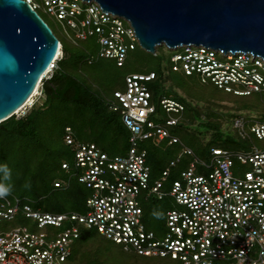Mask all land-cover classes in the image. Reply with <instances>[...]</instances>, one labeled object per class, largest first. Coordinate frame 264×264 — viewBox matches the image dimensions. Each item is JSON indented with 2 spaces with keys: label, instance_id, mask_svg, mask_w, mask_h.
I'll return each instance as SVG.
<instances>
[{
  "label": "built area",
  "instance_id": "built-area-1",
  "mask_svg": "<svg viewBox=\"0 0 264 264\" xmlns=\"http://www.w3.org/2000/svg\"><path fill=\"white\" fill-rule=\"evenodd\" d=\"M26 1L62 22L73 44L94 37L99 44L96 56L112 59L119 66L140 47L131 21L106 12L96 0ZM175 49L171 56L175 72L196 75L201 82L235 95L264 92V58L260 55L202 44ZM60 51L45 76L49 71L52 76L63 56L61 43ZM155 78L154 72H130L124 88L109 98L110 107L120 112L130 132L126 154L110 155L94 141L77 140L71 126L65 128L64 140L74 153V164L64 161L62 167L90 190L87 212L43 211L13 193L0 197V223L21 212L42 229L34 231L28 225L0 229V264H68L72 244L81 233L79 224L96 228L126 251L170 257L181 264H264V146H215L208 159L196 155L171 130L185 109L179 99L170 93L161 97L166 117L154 118L157 109L149 82ZM233 127L243 139L264 140L263 118L239 115L233 118ZM145 140L182 145L177 158L156 179H152L148 151L141 144ZM183 155L191 160L171 179ZM245 165L249 168L238 171ZM63 184L68 183L55 182V186ZM153 195H170L178 205L166 212L167 232L162 238L142 220V201ZM46 226L56 232L43 230Z\"/></svg>",
  "mask_w": 264,
  "mask_h": 264
},
{
  "label": "rangeland",
  "instance_id": "rangeland-1",
  "mask_svg": "<svg viewBox=\"0 0 264 264\" xmlns=\"http://www.w3.org/2000/svg\"><path fill=\"white\" fill-rule=\"evenodd\" d=\"M39 12L63 42L69 41L66 37V26L62 22L51 17L44 9H39ZM67 29L71 34H74L72 30ZM84 44L91 50L97 49L95 40L92 38ZM177 51L162 44L157 47L158 55H155L138 47L135 51L129 53L124 67H117L113 60L101 59L93 65L85 64L83 69L87 74L88 80L94 84L96 90L111 94L114 88H124L125 74L136 70L137 65H143L149 68H159L161 66L164 74L160 83L154 89L153 81L149 82V86L158 93L152 100V103L157 109L154 118L156 120H163L166 117V112L160 104V99L167 91H174V96L186 103L200 106L203 114L201 118L194 117L193 121L195 123L186 122L180 127H171V130L173 134L180 137L185 145L192 147L196 155L202 158H208L210 153H206V146L209 141L216 140L215 129L219 123H221V128L225 132L235 137L238 136L237 130L233 127L231 114L237 113L238 115L246 117L254 116L264 119V93H254L253 95L246 96L235 95L218 88L211 82H201L196 75L186 76L182 72H173L171 71V56ZM50 75L51 72L49 71L43 78H49ZM43 99L42 80L37 93L16 114L18 116L24 115L34 103H41ZM74 105L68 100L59 99L51 109L53 122H69L76 131L80 132L82 141H95L111 153L119 155L126 154L129 143L124 133L120 134V130L117 132L111 131L110 124H101V121L99 122L87 110L80 114V112L74 109ZM207 111H211V115L219 122H212L208 125L201 123L211 119L208 117ZM59 118L63 121L58 120ZM61 125L57 126L56 124V127L54 126V130H56L55 132H57L59 139L63 136ZM166 143H155L152 140H145L141 143L152 154L151 164L156 167L155 175H158L162 168L168 165L170 159L177 158L182 150L181 144L175 143L173 145H167ZM246 143L249 146L252 144L259 147L264 146V140H259L254 136L252 139L246 141ZM53 148V153L51 152L48 158L45 157L42 160L45 162L43 165L42 162L38 161L42 156L39 155V157L30 158V161L27 157L26 150L20 149L16 143L1 140L0 163L8 165L11 170V175L8 180H4L0 176V182L10 184L12 193L26 197L29 203L38 205L41 210L48 208L52 212H66L73 208V204H79L75 211L87 212L86 200L90 195V190L76 178L70 181L67 173L59 167L61 159L68 161L71 165L74 164L73 151L64 143L59 145L53 143ZM36 152L38 153V150ZM31 154L32 152L29 155ZM190 160V156L183 155L181 162L178 164L179 166L177 165L178 168L187 166ZM178 168L175 167L174 170ZM247 168H249V165L239 167L238 171L243 173ZM240 172L238 174H241ZM56 174L60 175L62 181L68 183L66 190L52 188L51 179ZM168 189L167 183L165 190ZM143 206L145 213L142 220L146 227L154 230L158 237H164L167 232L166 212L178 206L174 198L170 195L162 198L153 195L143 201ZM21 225H28L30 228H34V231L42 230L35 226L34 220L26 217L21 212L15 219L0 223V229H9ZM79 225H81L80 228L83 227L82 230L85 231L88 229V231L95 234L96 242L105 247L104 249L109 253L107 256L108 259L103 260V264H181L179 260L170 257H142L141 262H136L134 260L135 257L124 251L122 245L105 237L96 228H86L82 224ZM53 228L52 226H46L43 230L50 231L54 234L56 230ZM79 244L78 241L72 244V254L67 262L68 264H80L76 260L79 255Z\"/></svg>",
  "mask_w": 264,
  "mask_h": 264
},
{
  "label": "water",
  "instance_id": "water-1",
  "mask_svg": "<svg viewBox=\"0 0 264 264\" xmlns=\"http://www.w3.org/2000/svg\"><path fill=\"white\" fill-rule=\"evenodd\" d=\"M129 19L140 47L164 44L253 52L264 58V0H96ZM60 39L26 0H0V122L30 100L60 51ZM169 94V93H168Z\"/></svg>",
  "mask_w": 264,
  "mask_h": 264
},
{
  "label": "trees",
  "instance_id": "trees-1",
  "mask_svg": "<svg viewBox=\"0 0 264 264\" xmlns=\"http://www.w3.org/2000/svg\"><path fill=\"white\" fill-rule=\"evenodd\" d=\"M90 38L95 40L97 49L91 50L90 48H88V46L84 44L88 42ZM59 39L62 44L63 56L62 58L57 60V65L53 69L52 76L49 78L42 79L43 80V93H44L43 101L41 103L40 102L34 103L29 109V111L26 112L22 116H18L17 114H14L8 119L0 122V142L1 140H4V141H9L11 143L12 142L16 143L20 147V149L26 150V153L28 154L27 157L29 158L30 161L32 158L36 156L38 157L39 155L42 156L41 158H39L38 161L42 162L43 165L45 164V162H43L42 160H44L45 157L48 158L51 155L50 153L51 152L53 153L54 151L53 143H56L57 145L64 143L66 146H68L64 140L65 128L67 126H71L73 129L75 138L77 140H81L80 132L76 131L74 127L72 126V124H70L69 122L68 123L67 122L66 123H63V122L54 123L53 122V119L51 118L52 117L51 109L57 103V101H59V99L68 100L71 103L75 104L74 109L80 112V114L84 113L85 110L89 111V113H91V115L96 117L99 122L101 121V124H105V123L110 124L111 131L117 132L120 130L119 131L120 134L124 133V135L127 136L128 143H129V136H130L129 129L124 124L120 112L110 107L109 98L111 97V95H113V92L116 89H120V88H114L111 94L110 93L107 94L104 91L102 92V91L96 90L94 88V84L88 80L87 74L85 73L83 69L85 64L93 65L101 59H108V58H101V57L96 56L98 53V48H99V44L97 40L94 37H88L84 40H80L79 43L76 45V44H73L71 41L63 42L61 38ZM155 55H158L157 51ZM108 60H112V59H108ZM125 63L122 66H119L117 65L116 61H114V64L117 67H124ZM171 71H173L172 67H171ZM130 72H154L156 74V78L153 80V83H152L154 89H155V86H157L158 83H160L161 78L164 74L161 66L159 68H149L143 65H139V66L137 65L136 70H133ZM130 72H127L125 76ZM186 76H189V75H186ZM124 84H125V77H124ZM150 88L153 93V98H152L153 100L157 96L158 93L154 91L152 87ZM173 92L174 91H167V93H170L174 96L175 94ZM179 100L184 104L185 109L176 127H180L182 124L186 122L195 123L193 121L194 117L196 118L202 117L203 113L201 111L200 106H194L191 103H186L181 99ZM207 113H208V117H210L211 119H208L207 121H203L201 123L208 125L212 122H219V121H216L214 117L211 115V111L210 112L207 111ZM231 115H232L231 119H233L236 116H239L237 113L231 114ZM58 120H62V119L59 118ZM56 124L57 126L62 124L61 128L64 134L62 133L63 136H61L60 139H59V136H57V132H55L56 130H54V126L56 127ZM215 133H216L215 134L216 140L214 139V140H211V142L209 141L208 145L206 146L207 154L210 153L211 148L215 146H221V147H226L230 149H248L250 147L249 144L246 143V141L250 140L249 138L243 139L239 135L238 132H237L238 134L237 137L228 134L221 128V123H219V125L216 126ZM163 142L166 143V141H163ZM166 144L168 145V143ZM98 145L102 149L107 151L110 155H117V154L109 152L108 150H106V148H104L99 143ZM142 147L144 146L142 145ZM37 150H38V153L36 152ZM30 152H32L31 155H29ZM208 158H205V159H208ZM147 160L151 166L152 179H156L160 177L162 170L167 165L162 168L161 172L158 175H155L156 167L151 164L152 154L149 151H148ZM171 160L172 159H170V161ZM64 161L66 160L64 159L60 160L59 167L64 172H66V170L62 167V163ZM178 166L176 168H178ZM180 169L179 168L176 170L173 169L172 174H171V179L178 177V171ZM67 175L70 181L76 178L74 176H71L70 173L69 174L67 173ZM59 179L61 180L59 174H56L51 179L52 188H55L58 190H66L68 187L67 184L66 185L63 184L61 186H55L54 182H56ZM0 183H3V182H0ZM19 197H22V196H19ZM22 198L27 199L24 196ZM143 201H142V204H143ZM31 205L35 209L40 208L38 205H34L33 203ZM78 206L79 204H73V208L70 211L77 210L76 208ZM143 210H144V206H143ZM43 211L52 212L48 208H46V210H43ZM144 213H145V210H144ZM82 228L83 227L80 228L81 233H80L79 238L76 239V241L80 243L78 246L79 255L77 256V258L75 257L76 260H78L80 264H103V260L108 259L107 256L109 253L106 252V250L104 249L105 247H103L101 244H98L96 242L95 236H94L95 234L88 231V229L84 231L82 230ZM126 252L133 255L135 257L134 260L136 262H141L142 257H149V258L157 257V256L140 255L134 251H126ZM158 258H165V257H158Z\"/></svg>",
  "mask_w": 264,
  "mask_h": 264
},
{
  "label": "clouds",
  "instance_id": "clouds-1",
  "mask_svg": "<svg viewBox=\"0 0 264 264\" xmlns=\"http://www.w3.org/2000/svg\"><path fill=\"white\" fill-rule=\"evenodd\" d=\"M11 175V170L7 164L0 163V176L4 180H8ZM12 191V187L10 184L0 183V197L8 196Z\"/></svg>",
  "mask_w": 264,
  "mask_h": 264
},
{
  "label": "bare ground",
  "instance_id": "bare-ground-1",
  "mask_svg": "<svg viewBox=\"0 0 264 264\" xmlns=\"http://www.w3.org/2000/svg\"><path fill=\"white\" fill-rule=\"evenodd\" d=\"M60 52H61V51H60ZM38 89H39V85H38L36 91L34 92V94H33L32 96H34V95L37 93V90H38Z\"/></svg>",
  "mask_w": 264,
  "mask_h": 264
},
{
  "label": "crops",
  "instance_id": "crops-1",
  "mask_svg": "<svg viewBox=\"0 0 264 264\" xmlns=\"http://www.w3.org/2000/svg\"><path fill=\"white\" fill-rule=\"evenodd\" d=\"M168 94V93H167Z\"/></svg>",
  "mask_w": 264,
  "mask_h": 264
}]
</instances>
